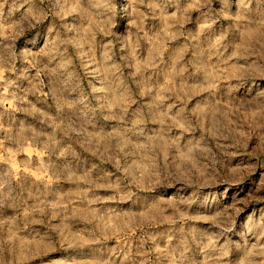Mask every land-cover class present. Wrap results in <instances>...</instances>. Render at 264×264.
Listing matches in <instances>:
<instances>
[{
	"label": "rangeland",
	"instance_id": "obj_1",
	"mask_svg": "<svg viewBox=\"0 0 264 264\" xmlns=\"http://www.w3.org/2000/svg\"><path fill=\"white\" fill-rule=\"evenodd\" d=\"M0 264H264V0H0Z\"/></svg>",
	"mask_w": 264,
	"mask_h": 264
}]
</instances>
